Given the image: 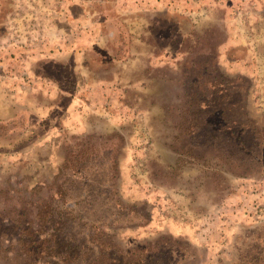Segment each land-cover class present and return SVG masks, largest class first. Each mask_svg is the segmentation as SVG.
<instances>
[{"label":"rangeland","instance_id":"1","mask_svg":"<svg viewBox=\"0 0 264 264\" xmlns=\"http://www.w3.org/2000/svg\"><path fill=\"white\" fill-rule=\"evenodd\" d=\"M105 255L264 264V0H0V264Z\"/></svg>","mask_w":264,"mask_h":264},{"label":"trees","instance_id":"2","mask_svg":"<svg viewBox=\"0 0 264 264\" xmlns=\"http://www.w3.org/2000/svg\"><path fill=\"white\" fill-rule=\"evenodd\" d=\"M98 251L100 252V251H102V249L100 250V249H98ZM105 258H106V255H105ZM99 260V263H93V262H90V261H87V263L86 264H112V263H110L111 261L108 259V258H106V260L104 261L103 260V258H99L98 259Z\"/></svg>","mask_w":264,"mask_h":264}]
</instances>
